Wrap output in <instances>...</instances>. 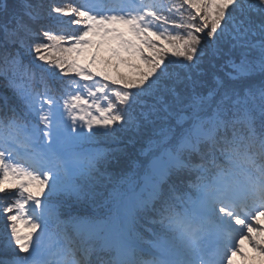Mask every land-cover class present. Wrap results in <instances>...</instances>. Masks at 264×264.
Returning <instances> with one entry per match:
<instances>
[{"label": "snow or ice", "instance_id": "1", "mask_svg": "<svg viewBox=\"0 0 264 264\" xmlns=\"http://www.w3.org/2000/svg\"><path fill=\"white\" fill-rule=\"evenodd\" d=\"M0 84V264H264V0L0 3Z\"/></svg>", "mask_w": 264, "mask_h": 264}, {"label": "trees", "instance_id": "2", "mask_svg": "<svg viewBox=\"0 0 264 264\" xmlns=\"http://www.w3.org/2000/svg\"><path fill=\"white\" fill-rule=\"evenodd\" d=\"M10 2H11V0H5V3H10ZM185 15H187V13H185ZM124 67L127 69V73H129L130 70L126 66H124ZM120 72L124 73V74H127V73L122 72V71H120ZM0 89L3 90V85L2 84H0ZM117 146L124 147V142H120L119 145H117L116 143H103L101 148H115ZM139 147H140L139 145H135V147L133 148L132 145H129V148L132 149V151L134 152L133 159L136 161L137 164H139V162L144 159L139 153ZM139 176L140 175H138V176H136L134 178L137 179V180H140ZM140 181L142 183V180H140ZM89 207H92V206H89ZM108 207L109 206H105L103 204V202H100L95 208L97 210H102V209H105V208H108Z\"/></svg>", "mask_w": 264, "mask_h": 264}, {"label": "rangeland", "instance_id": "3", "mask_svg": "<svg viewBox=\"0 0 264 264\" xmlns=\"http://www.w3.org/2000/svg\"><path fill=\"white\" fill-rule=\"evenodd\" d=\"M245 258L240 256L235 257L237 264H260V259L257 253L253 251L252 247L245 242L244 244Z\"/></svg>", "mask_w": 264, "mask_h": 264}]
</instances>
